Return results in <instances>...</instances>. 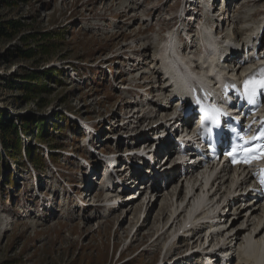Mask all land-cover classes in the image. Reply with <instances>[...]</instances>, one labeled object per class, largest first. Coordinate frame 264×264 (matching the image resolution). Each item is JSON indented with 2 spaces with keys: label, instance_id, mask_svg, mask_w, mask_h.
<instances>
[{
  "label": "rangeland",
  "instance_id": "rangeland-1",
  "mask_svg": "<svg viewBox=\"0 0 264 264\" xmlns=\"http://www.w3.org/2000/svg\"><path fill=\"white\" fill-rule=\"evenodd\" d=\"M129 1L0 0V22L12 20L21 26L15 37L0 40V109L9 112L19 125L25 115H41L46 119V139L36 138L34 128L33 133L22 135L24 145H63L54 149L58 154L55 165L47 160L41 171L27 169L30 162L26 157L22 160L26 166H19L4 153L11 164V175L0 168V229L5 217L10 218L12 225L0 230V264H156L166 254L163 244L169 241V233L149 245L157 236L159 217L166 207L162 197L137 210L117 207L105 212L104 206L99 210L91 206L96 202L97 191L94 193L95 185L88 181L89 177L82 179L86 163L81 155L86 154L87 148L83 146L84 127L80 122L89 119L97 124V142L102 147L114 148L120 144L124 148L126 141L121 139L129 132L121 125L125 116L136 109L153 115L152 106L144 105L146 97L139 95L143 90L133 88L143 80H149L146 87L155 81L161 84L159 75L155 79L151 73L144 72L155 64L151 60L154 47L143 55L145 59L140 56L143 42L148 38L152 42L157 37L159 41L155 40L152 46L163 48L158 43L163 38L160 30L175 25L168 18L176 16L181 7V0H148L147 3L136 0L143 2L138 11L147 15L139 20L138 16L127 13L126 4L123 8V2ZM256 9L258 12L253 17L263 18L264 0H241L239 6L232 8L233 12L237 10V14L247 16V20L252 18L247 14ZM151 23L154 24L150 27ZM127 46L133 47L132 57H142L145 68L136 71L133 68L130 73L123 67L127 63L124 56H131L128 51L123 54L125 48H130ZM27 51L30 56L24 54ZM114 54L124 56L106 61ZM50 68L59 70L62 83L43 76L39 83L46 85L47 90L43 88L30 99L17 88L22 81L20 76ZM140 71L143 78L134 79ZM10 82L16 83L14 88ZM67 113L70 119L64 120ZM136 123L130 126H138ZM34 175L43 180L37 182ZM66 182L74 184L66 187ZM83 183L84 187L78 189L81 194L73 195L74 185ZM89 191L93 193L85 197ZM80 196L87 208L78 202ZM99 199L100 203L108 201L105 195Z\"/></svg>",
  "mask_w": 264,
  "mask_h": 264
},
{
  "label": "bare ground",
  "instance_id": "bare-ground-1",
  "mask_svg": "<svg viewBox=\"0 0 264 264\" xmlns=\"http://www.w3.org/2000/svg\"><path fill=\"white\" fill-rule=\"evenodd\" d=\"M147 1L148 0H144V3H147ZM125 4H126L125 9L129 10V11H127V13L132 14V16H134V15L138 16L139 20H143L146 18L145 17L146 14H144L145 12L143 13V12L138 11L139 7H141V4L143 5V2H137L136 0H131L128 3L123 2V8H124ZM229 11H230V7H229ZM136 12H137V15H136ZM256 12H258V9H256L254 12H251V14H249L252 16V18L249 16L251 20H246V22L244 23V26L239 27L237 25L234 28L233 32L226 33L224 36H222L224 42H232L235 40H239L247 32L248 36L247 35H246L247 37L245 36L247 39V42H251V44H252L255 40L254 30H255V33L257 36L259 33V29L264 25V17L259 18V19L257 18L258 21H257V19H255L253 17V14ZM198 17L199 16L197 15L193 18L194 20H193L192 27L194 26V23L197 21ZM146 20L148 21V19H146ZM229 20H230V24L231 23L233 24L231 19H229ZM209 21H211V20H209ZM239 21L242 22L241 17H240ZM142 23H143V21H142ZM237 23H238V20H237ZM152 25H153V23L150 24V27ZM209 29H210V27H209ZM207 30H208V26H207ZM173 31H175V30H173ZM172 33H169V35H171ZM262 38H264V34H263ZM148 39L149 40H145L143 42V49H142L143 54H140V56L146 55L150 51V49L152 47H154V53H153L154 59L152 58V62H153V65L154 64L155 65H154V67H152L153 69L151 68L152 70L151 69H150V71L145 70L144 72L151 73L152 75L155 76V79H156V76H158V75L161 78V84L159 83V84H155L154 86H152L151 91L159 93L160 96L163 94L162 97L159 98V100L161 102L163 101L164 103H166L165 105H163V107L167 108L166 106H168V103L170 102L172 95L170 94V91L167 88L168 86L163 84V82H162V77L164 76L163 74H166V78L170 79L171 76H170V71H169L168 67H170V66L174 67V70H175V66L178 64V59L179 60L183 59L186 63H187V60L189 62L198 61V58H196V56L198 55L197 54L198 50L195 49L196 51L190 52L188 55H186V53H184L185 55L182 53L183 55L175 56L173 59H171V53H169L170 52L169 47L172 46L171 42L166 41V38H165V40L163 39L161 42H158L161 45H163V48H160L157 44L156 45L154 44L155 46H152V44H151V43H156L155 37H154L152 42H151L150 38H148ZM206 40L207 39H205V41ZM181 41L182 40H180V43H183ZM209 41H210V45H212V47H213V50L211 52L208 51L210 54H212V56L209 55V59L210 60H214L215 58L220 59L219 57H221V55L225 54L227 51L226 46L224 44L223 45L217 44V43L213 44V41H211V40H209ZM200 54H201L200 58L206 57L203 52H201ZM143 57H144L143 59L146 58V56H143ZM193 57H195V58H193ZM129 60H131L130 66H133V67L129 68L130 71H133V70L136 71V69L141 70L144 67V66H141V68H140V64L144 65V63L139 61V59L136 57H130ZM204 61L206 62L205 59H204ZM145 63H146V61H145ZM138 66H139V68H138ZM199 68H201L200 65H199ZM155 82L157 83V81H155ZM147 94H151V93L148 92V89H144L140 95L146 96ZM155 95H153V98H152L153 100L152 99L149 100L147 98V101L149 102L150 106H151V104L156 105L157 100L154 99ZM176 109H177V107H176V105H174L170 109H167V113L169 115H174L176 113ZM147 113L144 112V115H143V118H145V120L147 121V124L145 125L146 128L144 127L145 130L150 125H152V123H153L152 115L149 116ZM129 117L131 119V117H134V114L130 115ZM169 120H171V119H169ZM130 122H131V120L128 121L129 126L126 127V129L129 131L128 134L134 135L132 139H139V138L143 137L145 134L144 130L140 131L141 128L138 129L140 126L130 127ZM173 124H175V122H173ZM150 130H152V128L149 129L148 131H150ZM160 157H162V156H160ZM198 175L200 176V174H198ZM198 175L192 176L186 182V184L190 183V184L194 185V184L198 183V181H199ZM217 179H215V181H217L216 185L210 187L208 190H207L206 185L204 184V181H201V186L196 188V190H195V187H193L191 190L188 189L186 192H184L183 189L180 188L179 191L178 190L171 191L168 195H162L159 193L155 194L156 196H155L154 202L157 200H160V197H162L164 204H166V207H164L162 209L163 213L159 217L158 225L160 223L161 224L157 228V231L155 232V233H157V236H155V238L149 242L150 243L149 245H151L154 241H156L159 238V236L161 237L164 234L172 232L170 237H172L173 242H171L170 244H167L166 242H164V244H163V248H166V250H165L166 254L164 252L165 256H164V254L162 255V256H164L162 258V260L163 261L166 260V261H164L165 264H168L170 262H172L171 264H179L182 262V260H186L184 257L185 251H182V250L186 246H190V245H193L192 247H190L191 249L194 248L198 244V242L201 240V237L199 236L197 238L194 237V239L191 241L189 238H187L185 236L186 231L181 232V230L183 229L185 224L195 222L200 217V214H196L195 211L200 207V205H202V207L205 208L206 203L208 202L206 200L207 196H208L209 200H211L212 202H214V199L216 198L217 203L220 202L221 199H223L224 201H232V200L237 198V194L244 196L242 189L234 188V185L236 182L233 179H227V178L224 179L221 177H218ZM209 180H210V177L206 178L205 183H207ZM87 183H89V182H87ZM206 191H207V193H206ZM92 193L90 191H89V193H85V197H89ZM107 195H109V194H107ZM98 196L99 195H95L94 197H98ZM175 196H177V197H175ZM113 197L105 198V199H108V201H111L112 199H114ZM80 200L83 201L82 199H80ZM152 200L153 199H149L148 201L144 200L143 205L146 204L147 206H149L150 203L152 202ZM137 201H139V199L136 201H130L128 203L122 202L123 204H120L119 206H116V205H114L113 207L109 206L108 209L106 208L105 212L106 211L109 212L112 209L115 210L117 207L118 208L120 207L121 209L122 208H128L129 211L130 210H137L140 207V205H137L138 204ZM164 204H162V205H164ZM103 206H104L103 204H100L98 206L97 210H99ZM147 206H146V208H147ZM236 206H237V204L235 205V207ZM77 207H78V205H77ZM87 207H88V205L86 206V208ZM208 207L209 206H207V209H208ZM128 210L126 209L125 211L128 212ZM236 210L238 211L236 215H233V212H230L228 214L229 216H232V220L230 221L228 228L223 230V233H224L223 239H225V241L222 242V245H221V247L223 248L222 250L228 251V250L238 249L237 252L234 250V253L232 256V258H236V261H235L236 264H264V262H263L264 261V229H262V223L260 222V218L263 214L262 210L257 208V206H253L251 213L247 216L245 213V209H240V206H238L236 208ZM123 212H124V210H123ZM227 221L224 222V225H225V223H227ZM9 225H12V222L10 221L9 217H5L0 230L5 231V230L9 229ZM176 240H179V242L176 243ZM180 240L183 242H180ZM184 240H185V242H184ZM175 244H176V246H175ZM194 244H196V245H194ZM248 245H253L255 247L254 254L249 253ZM127 248H128V246L121 251L120 257L123 255V252L127 250ZM187 250H189V248H187ZM173 256H178V257H177V259L172 260ZM168 261H170V262H168Z\"/></svg>",
  "mask_w": 264,
  "mask_h": 264
},
{
  "label": "trees",
  "instance_id": "trees-1",
  "mask_svg": "<svg viewBox=\"0 0 264 264\" xmlns=\"http://www.w3.org/2000/svg\"><path fill=\"white\" fill-rule=\"evenodd\" d=\"M20 24L17 21L7 20L0 22V40L11 39L16 36ZM26 56H30L28 51L24 52ZM10 55H13V51H10ZM21 56V55H20ZM20 76V75H19ZM46 77L48 80H57L59 83H62L61 79L58 78L59 70L55 68L47 69L46 71L32 72L29 74H24L20 76L22 80L17 86L18 89H22L29 95L28 99L32 98L33 95H38L39 92L43 91L46 85H41L40 79ZM16 83L10 82L9 85L14 88ZM64 120H68V116L64 114ZM18 119V118H17ZM20 125L17 123L16 119L9 115V112L6 110L0 109V168H4L11 175V164L4 157V153L7 154L8 158L14 161L17 165H25V162H22L23 158L26 157L28 161L34 165L38 170H43L46 163V158L42 152L43 148L41 146H30L24 145L22 142V135L29 134L31 131L34 132L36 128V138L45 140L48 135L47 121L41 115H25L21 117ZM41 122V127L39 123ZM55 127L58 124H54ZM33 130V131H32ZM51 151V160L56 162L58 161V154L54 152V149H59L63 145L61 144H49ZM4 151V152H3ZM18 166V167H19ZM13 182V181H12Z\"/></svg>",
  "mask_w": 264,
  "mask_h": 264
},
{
  "label": "snow or ice",
  "instance_id": "snow-or-ice-1",
  "mask_svg": "<svg viewBox=\"0 0 264 264\" xmlns=\"http://www.w3.org/2000/svg\"><path fill=\"white\" fill-rule=\"evenodd\" d=\"M261 76L264 77V70H261ZM257 87H259V88H264V78H262L259 82H257L256 84H254V85L252 86V94H255V89H256ZM245 88H246V89L249 88V83H248L247 81H246V83H245ZM217 111H218V110H217ZM261 136L264 137V133H262ZM253 151H255V150H253ZM230 155H232V154L230 153ZM261 158H264V157H261ZM241 162H243V163H248V162H250V159H249L248 157H246L245 160H243V161H241ZM260 183H261V185H264V178H261Z\"/></svg>",
  "mask_w": 264,
  "mask_h": 264
}]
</instances>
